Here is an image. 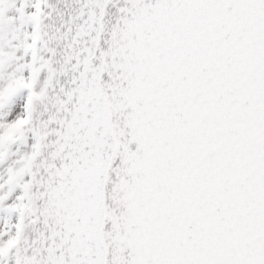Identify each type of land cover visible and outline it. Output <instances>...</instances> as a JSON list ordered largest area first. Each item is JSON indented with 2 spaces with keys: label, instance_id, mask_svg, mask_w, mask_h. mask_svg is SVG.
<instances>
[{
  "label": "snow or ice",
  "instance_id": "snow-or-ice-1",
  "mask_svg": "<svg viewBox=\"0 0 264 264\" xmlns=\"http://www.w3.org/2000/svg\"><path fill=\"white\" fill-rule=\"evenodd\" d=\"M0 264H264V0H0Z\"/></svg>",
  "mask_w": 264,
  "mask_h": 264
}]
</instances>
